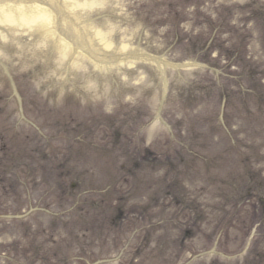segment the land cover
Returning a JSON list of instances; mask_svg holds the SVG:
<instances>
[{
  "label": "rangeland",
  "instance_id": "rangeland-1",
  "mask_svg": "<svg viewBox=\"0 0 264 264\" xmlns=\"http://www.w3.org/2000/svg\"><path fill=\"white\" fill-rule=\"evenodd\" d=\"M83 1L87 72L0 38V264H264V0Z\"/></svg>",
  "mask_w": 264,
  "mask_h": 264
},
{
  "label": "bare ground",
  "instance_id": "bare-ground-1",
  "mask_svg": "<svg viewBox=\"0 0 264 264\" xmlns=\"http://www.w3.org/2000/svg\"><path fill=\"white\" fill-rule=\"evenodd\" d=\"M82 2L84 3L83 0H0V38L5 39L7 35H11V39H17L14 33H27L28 37L24 41L30 43V51H37L35 56L40 55L43 45L45 46L43 56L55 67L53 73L60 74L64 70L62 68L66 70L67 66L68 74L74 75L78 69L81 72L85 69L87 72L90 67L88 63L99 61L96 55L110 57L113 50L107 52L108 47L100 40L103 37H99V33L92 37L87 32L81 35L79 24L75 25V15L78 13L75 8ZM5 44L3 42L0 47L6 48ZM22 47L24 48L23 45ZM27 59L29 62L26 64L21 60L22 68L26 66L31 70L33 66L28 65L35 60L26 56ZM83 75L87 79L86 73ZM90 76L92 75L88 73V79ZM81 79L82 77L80 81Z\"/></svg>",
  "mask_w": 264,
  "mask_h": 264
}]
</instances>
